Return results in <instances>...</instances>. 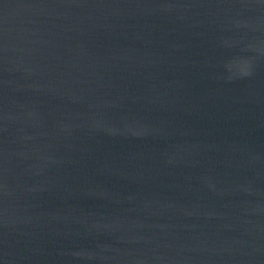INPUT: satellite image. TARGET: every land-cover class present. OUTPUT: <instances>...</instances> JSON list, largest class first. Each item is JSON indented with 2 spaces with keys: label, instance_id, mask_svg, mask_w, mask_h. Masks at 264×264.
<instances>
[{
  "label": "water",
  "instance_id": "1",
  "mask_svg": "<svg viewBox=\"0 0 264 264\" xmlns=\"http://www.w3.org/2000/svg\"><path fill=\"white\" fill-rule=\"evenodd\" d=\"M0 264H264V0H0Z\"/></svg>",
  "mask_w": 264,
  "mask_h": 264
}]
</instances>
